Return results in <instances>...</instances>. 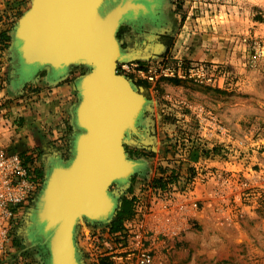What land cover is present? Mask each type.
Segmentation results:
<instances>
[{
	"label": "rangeland",
	"instance_id": "rangeland-1",
	"mask_svg": "<svg viewBox=\"0 0 264 264\" xmlns=\"http://www.w3.org/2000/svg\"><path fill=\"white\" fill-rule=\"evenodd\" d=\"M121 1L105 0L101 13ZM32 2L15 20L0 11V94L5 113L0 115V146L35 168L39 183L36 195L16 210L0 264H51L48 238L36 226V212L52 169L69 166L75 157V141L83 132L76 121L81 101L78 83L91 71L76 64L63 74L49 66L23 72L15 33ZM163 4L166 15L160 17L167 27L153 31L152 37L154 45L166 49L141 58L127 45L135 42L137 25L122 22L117 32L121 50L133 54L118 63L117 73L146 99L136 132H127L123 139L127 158L138 166L129 178L109 187L115 210L108 219L77 220V263L114 264L110 253L139 244L151 252L152 264H264V0H164ZM147 24L155 29L153 23ZM191 32H196L194 39L188 35ZM204 32L212 33L210 48L221 47L216 51L219 57L212 49H200L206 45ZM177 61L209 66L216 81L162 75L151 81L137 69ZM125 63L135 67L125 71ZM47 70L77 83L72 130L65 122L60 141L48 131L51 150L60 152L52 162L43 160L39 148L19 151L14 145L26 141L29 125L47 127L53 116L47 93L30 83ZM14 81L19 88L11 94ZM124 199L132 200V214L124 219L122 231L112 232L111 222Z\"/></svg>",
	"mask_w": 264,
	"mask_h": 264
},
{
	"label": "water",
	"instance_id": "water-1",
	"mask_svg": "<svg viewBox=\"0 0 264 264\" xmlns=\"http://www.w3.org/2000/svg\"><path fill=\"white\" fill-rule=\"evenodd\" d=\"M104 2L33 0L15 33L22 70L27 74L43 66L58 74L76 64L91 68L78 83L81 101L76 121L83 132L75 141V157L69 166L52 169L36 212V226L48 238L51 264H78L74 246L77 219H108L115 201L107 189L114 181L129 178L137 165H125L123 139L127 132H136L146 99L117 73L118 63L132 57L121 50L117 39L119 27L129 15L124 0L102 14ZM133 95L138 102L134 103ZM59 189L63 191L60 203L53 199L57 194L59 198ZM47 205L49 216L43 217ZM66 214H72L67 222ZM63 227L65 231L60 233Z\"/></svg>",
	"mask_w": 264,
	"mask_h": 264
},
{
	"label": "built area",
	"instance_id": "built-area-1",
	"mask_svg": "<svg viewBox=\"0 0 264 264\" xmlns=\"http://www.w3.org/2000/svg\"><path fill=\"white\" fill-rule=\"evenodd\" d=\"M133 67L135 66L128 63L122 64L125 71H130ZM137 69L143 77L151 81L160 75L188 78L200 83L216 81L211 69L205 64L186 65L184 61H177L172 65ZM3 97L4 95L0 94L2 116L5 115ZM33 169L23 162L19 154L9 152L0 146V257L6 252L10 242L17 208L27 203L39 189L37 172ZM136 245L137 248L130 247L110 253L109 257L114 264H152L151 252L139 244Z\"/></svg>",
	"mask_w": 264,
	"mask_h": 264
},
{
	"label": "crops",
	"instance_id": "crops-1",
	"mask_svg": "<svg viewBox=\"0 0 264 264\" xmlns=\"http://www.w3.org/2000/svg\"><path fill=\"white\" fill-rule=\"evenodd\" d=\"M28 2H30V0H0V11L3 15L9 17L11 20H15L16 16L26 11V9L28 8ZM163 24H164L163 21L156 22V24H153L155 29L151 28V26L148 25L147 23H141L138 25L136 24L137 29L135 30L134 38H132L136 40L134 43L132 40L130 43H127V45L129 44V47H130L129 51H131V49H134V51H138L140 53L141 58H144V57L152 55L153 53L157 51H161V47L166 49V47H164L162 44L159 45L160 47L157 45H154L155 40L152 37L153 31L155 32L158 30V32H161L163 31V28L167 27ZM172 28L173 27L171 26V29ZM191 29L193 28L191 27ZM204 29L208 31L211 28L207 29V27H204ZM136 32L141 33V37H143V39L137 36L135 37V35H137ZM129 33L130 32H127L126 35L133 34V33L131 34ZM195 33L196 32H193V33L191 32V34H188L190 35V39L195 38ZM172 34L175 35L173 32ZM211 34L204 32L203 34L204 41L202 44L203 45L206 44V45L203 48H201L200 46V49H212L211 51L214 52L215 57H219L216 51L220 52L221 47L218 46L217 48L216 44H214L213 48H210L211 46L210 43L213 42V41H210L212 38H209V35ZM125 38L128 41V37H125ZM142 41H144V44L142 43ZM207 41H210V42H207ZM206 46H208V48H205ZM131 55L133 56V54ZM13 70H11L10 71L11 73L9 74L14 75ZM30 83H34L35 85L39 84L41 86V90L47 93V101L50 103V107L52 108L51 113H53V116L52 118H49L50 119L49 125L47 127L46 125H39V126H34L35 124L29 125V130L25 132L27 135V138H25L26 141L25 142L24 140L20 142L17 141L14 143V145L17 147V150L19 151H23L26 149H32V148L34 149L39 148V150H41V152L43 153V157H42L43 160L52 162L53 160L57 159L58 156H60V152L56 148L55 150L54 148L51 150L52 148L51 143H50L51 135L48 134V131H51L52 135H54L52 139H57V140L59 139L60 141L61 140L60 137L63 136L62 129H64L65 127V122H66L67 128L69 130L71 129L72 123L74 122V113H75V104L74 102H72V99L76 95V84L77 83L76 81L75 82H70V80L67 81L65 80V77L59 78L56 75H54L53 71H50V70H47V72H45L44 74H38L37 78H34ZM11 86H13V88L9 87V91L11 94H15V91L18 90L19 85L16 84L14 81L13 85L11 84ZM64 115H66V117ZM64 118L66 119V121H63Z\"/></svg>",
	"mask_w": 264,
	"mask_h": 264
},
{
	"label": "flooded vegetation",
	"instance_id": "flooded-vegetation-1",
	"mask_svg": "<svg viewBox=\"0 0 264 264\" xmlns=\"http://www.w3.org/2000/svg\"><path fill=\"white\" fill-rule=\"evenodd\" d=\"M124 1H126V0H124ZM163 1L164 0H148V2H147V0H139V2L142 3V5H140L141 7H140L139 12L137 13V16L135 15V13H131V14H129V16H127L123 20V23H126L128 26V25H136V24L138 25L141 23H153V24H155L156 22L163 21V20H161V17H160L162 14H165V11L163 10V7H164ZM154 4H155V6H154ZM154 9H155V11H154ZM163 17H162V19H163Z\"/></svg>",
	"mask_w": 264,
	"mask_h": 264
},
{
	"label": "bare ground",
	"instance_id": "bare-ground-1",
	"mask_svg": "<svg viewBox=\"0 0 264 264\" xmlns=\"http://www.w3.org/2000/svg\"><path fill=\"white\" fill-rule=\"evenodd\" d=\"M147 2H148V0H147ZM105 3V2H104ZM146 3V2H145ZM150 3V2H149ZM156 3V2H155ZM140 5H142V3L141 2H139V0H126L125 1V7H126V15L128 14H131V13H135V15L137 16V13L139 12V10H140ZM147 5V4H146ZM150 5V4H149ZM154 6H155V4H154ZM154 11H155V9H154ZM25 18L23 19V22H22V25H21V28L23 29L24 28V26H25ZM132 53H130V55H131ZM133 57V56H132ZM29 74V73H28ZM133 100H134V103L135 102H138V99H137V97L136 96H134L133 95ZM121 113H122V111H120ZM123 118L121 117V122L123 123L124 121L122 120ZM125 123V122H124ZM123 123V124H124ZM123 124H122V126H123ZM127 157V156H126ZM129 162H131L132 164H137V165H133V167H135L133 170H136V168H137V166H138V163L137 162H134V161H131V160H129L128 158H127V161H125V165L127 166V167H129V165H130V163ZM129 164V165H128ZM130 167H131V165H130ZM60 171V170H59ZM60 190V189H59ZM108 190L109 189H107V193H108ZM63 191H59V198L61 197L62 198V196L61 195H63V193H62ZM58 195V194H57ZM57 195H55L56 197H53V199L55 200V201H59V203L61 202V200H63V198L62 199H59V198H57ZM107 198H109V196L107 195ZM44 199H46L45 201H47V194H45L44 195ZM59 199V200H58ZM64 199H67L66 197L64 198ZM109 200H111L110 198H109ZM111 203H112V201H111ZM44 205H45V203H44ZM73 206V205H72ZM48 205L47 206H45V208L46 209H44V211H42V216L44 217H46V216H49L47 213H48V211H50V206L48 207ZM47 212V213H46ZM66 216V218H65V221L67 222L68 221V219L70 218V217H72V214L70 215V214H66L65 215ZM79 219V218H78ZM77 219V220H78ZM77 223V222H76ZM63 231H65V229H64V227L62 228V230H61V232L60 233H63ZM60 235V234H59ZM62 235V234H61ZM62 238H63V235H62ZM59 239H60V242H62V240H61V236L59 237Z\"/></svg>",
	"mask_w": 264,
	"mask_h": 264
},
{
	"label": "trees",
	"instance_id": "trees-1",
	"mask_svg": "<svg viewBox=\"0 0 264 264\" xmlns=\"http://www.w3.org/2000/svg\"><path fill=\"white\" fill-rule=\"evenodd\" d=\"M159 183L163 182V179L158 180ZM132 214V200L124 199L121 207L117 211V214L111 222V231L119 232L123 230V222L126 217ZM105 264V263H103Z\"/></svg>",
	"mask_w": 264,
	"mask_h": 264
}]
</instances>
